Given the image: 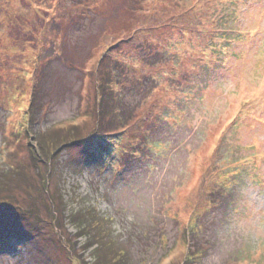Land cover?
<instances>
[{
    "label": "rangeland",
    "instance_id": "1",
    "mask_svg": "<svg viewBox=\"0 0 264 264\" xmlns=\"http://www.w3.org/2000/svg\"><path fill=\"white\" fill-rule=\"evenodd\" d=\"M80 208L113 264H264V0H0V264H100Z\"/></svg>",
    "mask_w": 264,
    "mask_h": 264
},
{
    "label": "trees",
    "instance_id": "2",
    "mask_svg": "<svg viewBox=\"0 0 264 264\" xmlns=\"http://www.w3.org/2000/svg\"><path fill=\"white\" fill-rule=\"evenodd\" d=\"M105 100V95H103L101 97V103H103ZM104 120V114H101V121ZM127 123V122H126ZM124 123V124H126ZM100 124H102V122H100ZM56 135V134H55ZM53 135V136H55ZM56 138H54L51 141V146L52 148L50 149H55L54 147H56L58 144V147L60 148L62 145H64L65 142H63V138L62 137H58V135L55 136ZM41 140V142H39V148L42 147V145L47 144V142H44V140ZM59 141V142H58ZM57 147V148H58ZM49 157H51V155H49ZM11 173V172H9ZM223 186H225L223 184ZM5 190H2L1 192H4ZM63 214L65 213V209L62 212ZM53 215H56V212H53ZM54 216H52V219L55 221V218H53ZM70 221L72 224L75 225L77 231L79 232V238H84L85 239V250H95L96 248H99V250L102 252L103 258L102 261H100V264H113V260L114 258L112 257V255L109 253L110 247H105L104 244L101 242L102 238H100V231L98 230V227L100 225V222L97 218V216H93V214H91L90 211H88L87 209L84 208H80L79 211H75L72 212L69 216ZM10 239H13L12 236L9 237ZM22 239H19L18 241H21ZM109 251H106V249ZM110 248V249H109ZM121 254V253H120ZM112 257V259H111ZM125 264V261L124 263Z\"/></svg>",
    "mask_w": 264,
    "mask_h": 264
}]
</instances>
